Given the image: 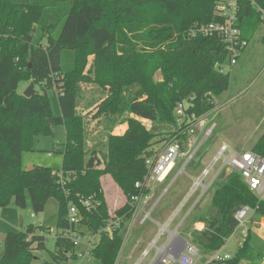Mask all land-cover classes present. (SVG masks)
I'll return each instance as SVG.
<instances>
[{
    "label": "trees",
    "instance_id": "trees-1",
    "mask_svg": "<svg viewBox=\"0 0 264 264\" xmlns=\"http://www.w3.org/2000/svg\"><path fill=\"white\" fill-rule=\"evenodd\" d=\"M182 1L29 0L15 4L0 0V209L11 202L24 209L27 192L37 214L54 198L59 204L56 227L64 231L69 228L67 207L74 205L78 225L97 238L90 264H115L123 245L121 230L135 213L130 197L149 194L148 189H136L135 184L144 183L147 177L146 160L161 152L151 147L153 140L176 137L185 151L189 119L193 117V122L212 111L210 98L228 89L229 75L220 70L228 64L225 44L215 34L203 35L194 22L185 21L202 6V0H192L190 8ZM218 1L211 0L208 13L196 22L218 21ZM125 6L130 11L120 21L118 10ZM236 7L238 28L247 44L264 28V0H236ZM260 41L264 45V34ZM64 52L72 54L70 69L62 67ZM90 56L93 59L86 70ZM155 73L160 80L154 81ZM22 81L34 85L45 81L46 89L55 88L60 115H52L45 92L30 98L19 94ZM80 82L109 87L97 116L116 115L122 108L127 111L126 130L120 136H108L103 159L94 150L86 159L84 119L76 113ZM181 102L188 108L184 117L178 118L174 110ZM142 121L150 122L152 129ZM157 123L173 131L156 133ZM58 125L66 129L61 174L47 168L23 170L21 155L31 149L33 138L49 134L50 127ZM200 151L188 165L196 156L201 160ZM251 152L264 158V132ZM105 174L112 176L127 200L113 218L100 186ZM245 206L253 210L250 222L264 218V200L248 189L241 175L234 170L221 172L212 183L209 207L193 217V222L203 223L204 228L192 232V242L207 252L220 251L238 228L236 212ZM36 230L8 232L0 264H31L34 251L46 250L45 238ZM55 248L51 262L42 264L65 260L73 245L57 233ZM263 261L264 242L246 225L241 246L230 259L217 264Z\"/></svg>",
    "mask_w": 264,
    "mask_h": 264
},
{
    "label": "rangeland",
    "instance_id": "rangeland-1",
    "mask_svg": "<svg viewBox=\"0 0 264 264\" xmlns=\"http://www.w3.org/2000/svg\"><path fill=\"white\" fill-rule=\"evenodd\" d=\"M10 1L15 4H26L29 0ZM182 3L187 8H190L193 1L183 0ZM209 3L211 4V0H202V6L196 9L191 16L189 14L185 21L194 22V25L199 26V28L207 26L208 24L198 23L196 20L204 13H208ZM129 9L128 6L119 8L118 16L120 21L125 20L124 18L130 11ZM192 10L193 9H191V11ZM263 30L264 28L260 27L254 37L246 44L245 48L238 55L234 66L227 64L222 68L223 74L229 75L228 89L220 96L211 97L210 99L214 106L213 110L199 118L207 120L206 122L208 123L206 124L205 129L213 126L212 133L209 137L204 138L205 130L200 132L195 127L193 128L194 133L192 135L189 134V138L191 136L196 144H200L199 149L201 150L200 153H202L201 160L199 161L200 158L196 156L192 165H186L183 173H181L175 180L173 188H184V191L186 192L185 197H188L193 201L201 192L199 188H195L194 182L202 177L205 170H208L209 174L208 176L203 177L202 183H210L209 188L193 209L192 215L190 216L189 221H187L188 223L182 228L185 233L190 234V238L192 232L196 231L193 227L196 226L193 222V217L202 214L209 207L212 195V183L221 172L228 174L232 170L228 165L224 166L223 158L218 157L221 146L225 145L229 150L237 153L251 151L254 144L264 132V45L260 41L264 34ZM170 42L171 41H168L165 45H168ZM137 50L140 51V48H137ZM92 59L91 56L88 58L86 70L89 68ZM62 67L63 69H70L72 67V54L70 52H64ZM153 79L154 81H158L161 77L158 73H155ZM30 83H33V81H22L18 85L17 92L22 95ZM45 86L47 85L44 81L41 85H34V90L39 94L44 92L47 94L52 115L55 117L59 116L60 108L57 91L55 88L46 89ZM108 90V86L103 89L95 84L79 83L76 113L84 119V151L86 152V159L89 158L90 153L93 150L96 151L101 159H103L107 153L108 136H120L126 130L125 117L127 116V111L125 108H122L121 110L119 109V112L116 115H96L97 107L99 103L106 98ZM127 94L128 93H125V99H127ZM142 123L148 130L153 127L150 122L142 121ZM154 131L159 133L170 132L173 130L170 126L157 123L154 125ZM169 140L176 141V137L161 140V136H159L153 140L151 147L158 148L159 151H161ZM65 145V127L63 125L50 127L49 134L35 136L33 138L31 149L22 153V169L47 168L55 174H61ZM191 154L192 151L185 158L183 157L179 159L172 176L174 174L176 175L177 171L183 166L185 162L184 160H186ZM226 155L227 153H225V156ZM198 162L199 170L193 171L192 167L196 168ZM169 180L162 184L163 189L170 184L171 180ZM100 186L108 214L113 218L115 211L120 209L127 200L111 175H103L100 178ZM172 189L168 191L166 195L174 190ZM25 195L26 207L24 209L16 207L13 202L7 207L0 209V244L3 243V239L8 232L26 231L30 227H33L34 229L37 228L36 234L45 238L46 250L34 251V258L31 264L51 262L50 256L56 251V234H61L65 231L60 229L57 230L56 227L59 204L56 199L51 198L46 202L43 212L36 214L32 210L31 200L28 193L26 192ZM164 202H166L165 199L162 203ZM118 206L119 208L116 209ZM151 219L152 216L149 217L148 215L144 220L146 221L144 227L150 224ZM128 222L125 223L121 230L123 240L125 239L126 232H129L130 234L133 232L132 229L128 228ZM246 225H250L252 231L264 242V218H260L258 222H250L249 219L246 222ZM74 228L78 233H82L80 245L82 250H84V244L87 242L92 244L97 243V238L88 233L86 227L80 226L77 223ZM137 231L136 227L133 234L138 233ZM163 233L164 232L161 233L160 230L157 232L155 236L156 242ZM241 240L242 237L240 236V231L235 232L226 241L225 246L222 248L221 256L224 254H233L237 243ZM192 246L189 245V247L194 248L196 253H198L197 256H193V262L195 264L205 263L209 258V256L206 255V251L196 245ZM149 250H153V247ZM66 254L65 260L58 262V264H78V261L73 258L71 251ZM260 264H264V261Z\"/></svg>",
    "mask_w": 264,
    "mask_h": 264
},
{
    "label": "built area",
    "instance_id": "built-area-1",
    "mask_svg": "<svg viewBox=\"0 0 264 264\" xmlns=\"http://www.w3.org/2000/svg\"><path fill=\"white\" fill-rule=\"evenodd\" d=\"M215 14L219 18L218 21L210 23L203 28L197 27V31L203 35L215 34L225 44L226 50L228 52V64L234 66L236 64V59L241 51L245 48L246 42L241 36V31L238 28V17H237V7L236 0H219L215 7ZM222 71V68L220 69ZM188 108L186 102L178 103L175 107V116L178 118L184 117L185 111ZM194 119L193 117L191 118ZM189 119L190 126L188 128V135L194 133L193 128H197L199 131H204V138L209 137L212 133L213 126L205 129L206 120L205 119H195L193 122ZM198 121V122H196ZM196 122V123H195ZM195 143V141L188 137L187 141V152L182 150V147L177 141H170L166 146L161 150L157 156L154 158H149L146 160L145 164L148 168V175L144 180V183H136V189H148L152 183H165L172 176L176 163L180 158H185L191 151L192 154L188 156L185 161L184 166L181 170L188 165L189 162L193 161L196 152L200 148V144ZM196 146V147H195ZM225 153L227 155L225 156ZM193 155V157H192ZM218 157L223 158L224 166L228 165L232 170L236 171L241 175L242 180L247 185L248 189L254 193L260 201L264 200V158L251 152L243 151L240 153L229 150L225 145L221 146L218 153ZM209 171L205 170L202 174L200 180L195 181V188L201 190L200 196H203L206 190L209 188L208 185L202 183L203 177L208 176ZM167 190V189H166ZM165 190V191H166ZM148 196H132L130 201L134 205L135 210L139 203H146ZM84 205L89 208V202H85ZM147 215L144 216L143 221L147 218ZM253 215V210L248 207H242L235 214V219L238 223V228L236 232L240 231V236L243 237L246 235V222ZM67 222L69 228H67L61 236L69 240L73 245L72 256L78 261V264H90L92 261L91 250L95 244L87 242L84 244V250L80 248L81 245V234L78 233L74 226L79 222L78 212L74 205L69 204L67 207ZM113 224L112 220L109 221V225ZM108 231V228L106 229ZM242 240L237 243V247L241 246ZM2 244H0V250ZM178 253L177 258L174 260L173 253ZM172 252L168 255V262L163 264H195L192 260L193 256L196 255L194 248L189 247L188 245L181 248L180 246L172 247ZM231 254H224L221 256V253L215 254L210 258V262H220L225 261L231 258Z\"/></svg>",
    "mask_w": 264,
    "mask_h": 264
},
{
    "label": "crops",
    "instance_id": "crops-1",
    "mask_svg": "<svg viewBox=\"0 0 264 264\" xmlns=\"http://www.w3.org/2000/svg\"><path fill=\"white\" fill-rule=\"evenodd\" d=\"M207 123L208 122H206V124ZM183 166H181L180 170L177 171L176 175L174 174L175 176L173 175L169 178L171 180H169L170 184L165 187V189L162 188L163 183H152L150 185L147 202L139 203L131 220L128 222V228L132 229L134 232L137 227L138 233L133 234L132 232L130 234L129 232H126L123 245L115 264H163L168 262L167 257L171 254L172 247L180 246L181 248H184L186 245H195L191 241L190 234L185 233L182 228L188 223L187 221H189L193 209L196 207L202 196L199 194L193 201H191L190 198L185 197L186 192L184 191V188H173L175 180L184 171V169L181 170ZM192 168L193 171L199 170V167ZM208 184L209 182L204 185ZM171 189L173 191L166 195V193ZM164 199L166 202L162 203ZM117 208H119V206L116 207V209ZM147 213H149V217L152 216V219L150 224L144 227L146 221H143V219ZM195 225L196 226H193L194 230L198 232L204 228L202 223H195ZM159 230L161 233H164L156 242L155 236ZM152 247L153 250H149ZM172 253V258L175 260L178 253ZM206 253L209 258L203 264L211 263L210 258L217 253H221L222 255V249L217 252L206 251ZM197 254L198 253H196V256Z\"/></svg>",
    "mask_w": 264,
    "mask_h": 264
},
{
    "label": "water",
    "instance_id": "water-1",
    "mask_svg": "<svg viewBox=\"0 0 264 264\" xmlns=\"http://www.w3.org/2000/svg\"><path fill=\"white\" fill-rule=\"evenodd\" d=\"M34 94H36L35 90H34V84L30 83V85L27 87V89L24 91V93L22 94L23 97L25 98H30L31 96H33ZM188 150L186 149L185 152H187ZM32 168H29L28 170H31ZM22 227V224H21Z\"/></svg>",
    "mask_w": 264,
    "mask_h": 264
}]
</instances>
